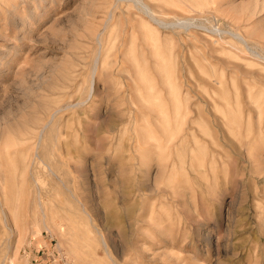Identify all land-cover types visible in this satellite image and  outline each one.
Instances as JSON below:
<instances>
[{
    "label": "rangeland",
    "instance_id": "obj_1",
    "mask_svg": "<svg viewBox=\"0 0 264 264\" xmlns=\"http://www.w3.org/2000/svg\"><path fill=\"white\" fill-rule=\"evenodd\" d=\"M143 1L0 0V264H264V0Z\"/></svg>",
    "mask_w": 264,
    "mask_h": 264
},
{
    "label": "bare ground",
    "instance_id": "obj_2",
    "mask_svg": "<svg viewBox=\"0 0 264 264\" xmlns=\"http://www.w3.org/2000/svg\"><path fill=\"white\" fill-rule=\"evenodd\" d=\"M126 1V0H125ZM136 1V3H134V4H137V2L140 4V6H141V8L140 9H142V11L143 12H145L146 14H149L148 16H150L151 18L150 19H152V21L153 22H156V24H157V26L158 27H160V28H174V27H181V28H184V29H186V30H188L189 28H191L192 26L194 27H198L199 25L198 24H196V21H195V19L194 18H188V19H185V20H182V21H180L179 23H172V24H167L166 22H163V21H161L159 18H158V16L154 13V9L152 8V6L150 5V4H148V3H145L143 0H135ZM163 4V3H162ZM137 7V6H136ZM139 10V9H138ZM172 11V10H171ZM111 13V12H110ZM185 13V12H184ZM110 18H111V16H110ZM178 21V20H177ZM171 29V30H172ZM189 31V30H188ZM195 31V30H194ZM197 31V30H196ZM174 32V31H173ZM197 32H199V31H197ZM203 32V31H202ZM205 32V31H204ZM210 42H212L213 44L214 43H217L218 41H219V39H221L222 38V34H221V32L219 31V30H214L213 31V33L212 34H203ZM238 39H239V41L242 43V44H244V45H246V41H245V38L242 36V35H240V34H236L235 35ZM218 37V38H217ZM217 45V44H216ZM215 46V45H214ZM247 47V46H246ZM250 48V47H249ZM249 48H247V49H249ZM249 50H251V49H249ZM254 53V52H253ZM256 54H257V52H256ZM256 54H254V55H256ZM256 56H258V55H256ZM264 59V58H263ZM40 139V138H39Z\"/></svg>",
    "mask_w": 264,
    "mask_h": 264
}]
</instances>
